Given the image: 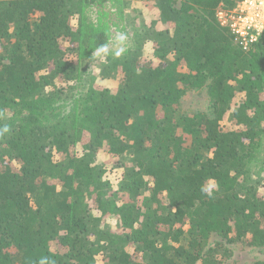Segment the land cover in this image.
<instances>
[{"label": "trees", "instance_id": "obj_1", "mask_svg": "<svg viewBox=\"0 0 264 264\" xmlns=\"http://www.w3.org/2000/svg\"><path fill=\"white\" fill-rule=\"evenodd\" d=\"M95 1L0 0V264H235L231 245L264 247V33L244 50L218 22L240 0H141L127 53L91 59L108 86L69 58ZM203 88L212 115L182 112Z\"/></svg>", "mask_w": 264, "mask_h": 264}, {"label": "rangeland", "instance_id": "obj_2", "mask_svg": "<svg viewBox=\"0 0 264 264\" xmlns=\"http://www.w3.org/2000/svg\"><path fill=\"white\" fill-rule=\"evenodd\" d=\"M125 2L126 0H96L92 4H85L82 8L81 20L75 21L77 26L79 24L82 31V43L77 50L69 55V58L77 65L79 72L86 68L89 63L90 66L88 67L90 69L88 73L91 76H96L100 82L108 86L115 85L119 76L114 75L102 80L103 67H94L91 59L106 58L110 54L116 55L118 51L119 55L127 53L132 46V41L129 34L131 27L128 25L126 15L135 16L138 15L137 13L143 12L145 13L143 14V18H147L148 11L143 7L141 0H131L130 6L126 8ZM136 21L135 23H138L139 28H141L140 26L143 23L148 22V18L144 22H142L141 17ZM101 31H105L108 36L105 44L108 48V54L98 56L96 55L99 48L97 35ZM120 37H123V39L121 40ZM64 84L58 82L59 86ZM180 106L182 112L189 114L197 111H204L209 115L213 113L210 97L205 88L187 91L181 98ZM102 157L106 158L104 154H102ZM230 248L232 252L230 262L232 263L254 264L256 261L264 260V247L245 245L240 242L231 245Z\"/></svg>", "mask_w": 264, "mask_h": 264}, {"label": "built area", "instance_id": "obj_3", "mask_svg": "<svg viewBox=\"0 0 264 264\" xmlns=\"http://www.w3.org/2000/svg\"><path fill=\"white\" fill-rule=\"evenodd\" d=\"M216 15L244 50L258 42L264 33V0H240L233 8H219Z\"/></svg>", "mask_w": 264, "mask_h": 264}, {"label": "clouds", "instance_id": "obj_4", "mask_svg": "<svg viewBox=\"0 0 264 264\" xmlns=\"http://www.w3.org/2000/svg\"><path fill=\"white\" fill-rule=\"evenodd\" d=\"M120 39L122 40L123 39V37H120ZM101 54H108V48H107V46L105 45V46H101V47H99L98 49H97V52H96V55H101ZM120 53H119V51L118 52H116V55H119ZM4 131H7V128H5L4 129ZM211 193H209V195H210ZM39 264H52V262H50L49 261V259L47 258V257H44V258H42L41 260H40V262H39Z\"/></svg>", "mask_w": 264, "mask_h": 264}]
</instances>
